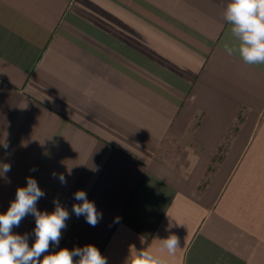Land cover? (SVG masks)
I'll return each mask as SVG.
<instances>
[{"label":"crops","instance_id":"obj_1","mask_svg":"<svg viewBox=\"0 0 264 264\" xmlns=\"http://www.w3.org/2000/svg\"><path fill=\"white\" fill-rule=\"evenodd\" d=\"M228 2L0 0V213L32 177L38 210L69 212L50 253L264 264V65L224 50ZM78 190L102 213L94 227L72 211ZM34 228L29 214L12 231L31 247Z\"/></svg>","mask_w":264,"mask_h":264},{"label":"clouds","instance_id":"obj_2","mask_svg":"<svg viewBox=\"0 0 264 264\" xmlns=\"http://www.w3.org/2000/svg\"><path fill=\"white\" fill-rule=\"evenodd\" d=\"M224 19L230 25V36L237 42L225 43L224 50L228 55L238 53L248 65H264V0H229L224 11ZM4 148L8 145L4 144ZM11 170L10 164L0 165V172ZM35 171V169H31ZM53 176H56L53 173ZM62 184L66 183L63 175L59 177ZM45 192L37 181L27 178L26 187H18L16 198L10 203L5 213H0V264H107L99 249L92 244L76 247L72 250L60 248L49 252L50 245H58L62 229L66 227L69 212L54 200L55 210L52 212L37 209L38 201ZM74 199L82 203L73 204L72 211L77 217L84 216L86 222L96 226L102 218L94 202L87 198L83 190L74 193ZM29 214L35 217V241L29 246L28 234H14L13 228L19 227L21 221ZM171 223L167 231L173 227ZM159 239V238H157ZM161 240V239H159ZM161 251L174 256L181 248L180 238L170 234L162 239ZM141 243L144 244L143 238ZM135 246H131L130 249ZM41 257H43L41 259ZM74 257H79L74 260ZM124 264H165V260L149 252L146 247L129 252Z\"/></svg>","mask_w":264,"mask_h":264},{"label":"rangeland","instance_id":"obj_3","mask_svg":"<svg viewBox=\"0 0 264 264\" xmlns=\"http://www.w3.org/2000/svg\"><path fill=\"white\" fill-rule=\"evenodd\" d=\"M182 151V150H181ZM180 149L177 148L175 142L170 143L169 147L166 149V156L170 158V160H174L176 164H182L184 157L181 153Z\"/></svg>","mask_w":264,"mask_h":264}]
</instances>
